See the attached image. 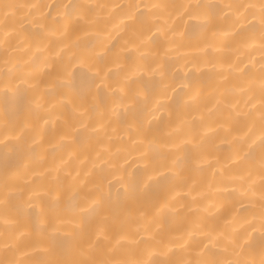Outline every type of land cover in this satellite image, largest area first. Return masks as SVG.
Listing matches in <instances>:
<instances>
[{
  "label": "bare ground",
  "instance_id": "bare-ground-1",
  "mask_svg": "<svg viewBox=\"0 0 264 264\" xmlns=\"http://www.w3.org/2000/svg\"><path fill=\"white\" fill-rule=\"evenodd\" d=\"M70 3L79 6L84 20L65 16L63 5ZM197 3L216 6L210 25L204 26L202 17L178 15L181 6ZM260 5L261 0H0V86L9 78L26 81L17 122L31 125L7 160L0 149V191L5 173L17 182L27 180L49 204L50 219L57 214L70 219L99 185L109 194L112 217L106 226L109 242L98 260L107 258V249L116 260H147L150 249L167 253L155 258L176 262L239 258L259 264L264 204ZM130 13L133 19L126 18ZM78 57L111 69L107 88L97 92L80 65L74 89L59 85L62 66ZM119 83L129 94L139 90L147 98L137 105L135 121L110 111ZM90 91L99 110L89 109L88 127L79 135L70 133L67 123L76 128L80 119L79 114L70 119L73 109L89 108ZM37 101L39 111H31ZM66 135L71 138L62 139ZM145 151L150 166L165 170L166 177L144 194L125 195L121 175L147 179L140 155ZM21 204L18 224L0 223V261L37 264L40 237L30 226L32 210ZM145 229L156 239H149ZM123 233L138 243L121 240ZM240 236L251 247L237 249L236 255L230 241Z\"/></svg>",
  "mask_w": 264,
  "mask_h": 264
},
{
  "label": "snow or ice",
  "instance_id": "snow-or-ice-1",
  "mask_svg": "<svg viewBox=\"0 0 264 264\" xmlns=\"http://www.w3.org/2000/svg\"><path fill=\"white\" fill-rule=\"evenodd\" d=\"M5 7H11L6 5ZM66 9L65 16L69 19L84 20L85 17L82 13L77 11L79 6L74 4L63 5ZM138 7V6H129ZM152 7H162L160 5H153ZM215 7L212 4L197 3L195 5L188 4L181 6L182 11L178 15L183 16L187 14L192 18H203L204 26L210 25L212 17L215 15ZM249 7V6H245ZM251 7H255L254 5ZM260 11L262 14L261 23L264 24V0H261ZM127 19H133V15L130 13ZM123 23V21H121ZM98 58H102V54H97ZM77 65H80L82 69L86 68L91 77V84L95 87L97 92L100 87H108V78L111 69H102L95 64H88L84 58H76L75 60L64 64L60 69V75L58 76V82L61 87L72 90L75 88L74 76L77 71ZM119 67V64L116 65ZM46 68L51 70L52 65H46ZM156 71L155 68L151 70L150 75ZM163 75V73H161ZM97 81L99 83H97ZM26 83L21 77H15L6 79L0 86V149L3 150L4 158L7 160L24 141L25 130L30 128L31 125L27 121L17 122L19 112L23 105V93L21 91V85ZM113 93L117 96L114 101V106L110 109L113 114H123L124 116H131L133 121L137 119V105L143 103L147 98L142 91L137 90L133 94H129L126 91L123 83L116 84L113 88ZM91 102L89 108L81 110L79 107L74 108L70 119H74L79 114L80 119L78 121V127L73 128L71 123H67L69 132H76L79 135L80 131L86 129L87 118L89 109L92 112L99 110V105L96 103L97 95L89 93ZM194 98V97H193ZM84 101L85 98L81 97ZM41 105L34 102L31 111L38 112ZM60 118V117H58ZM47 123V122H45ZM132 127V125H129ZM70 135L62 137V139H70ZM36 139L32 140V144H35ZM135 143V141H133ZM184 143V141H181ZM260 144L264 147V132L260 137ZM32 145H28L31 150ZM179 147V145H176ZM71 155V154H70ZM145 157L143 163L144 168L147 171V179L144 181L135 180L131 176L121 175L119 183L124 190L125 195H135L137 193L144 194L151 184H159L166 177V171L159 168L151 167L150 161L146 158L148 152H142L140 154ZM50 193H45V196ZM27 198L24 200L23 198ZM27 205L28 209L32 210L31 227L35 231L40 239L39 246L40 252L37 264H256L255 260L251 259H230V260H218V259H197V260H184L181 262L170 261L167 259H159L155 257L166 256L167 253L163 250L154 251L146 249L150 259L147 260H116L111 257V249H107L105 255L107 258L96 259L98 252L105 248L106 243L109 242V237L106 234V226L112 217V206L110 203V197L108 193L97 185L95 193L88 199H85L80 203L74 215L70 219H66L57 214L53 218H49V204L44 200L41 194L28 187V181L17 182L12 180L7 173H5L3 181V189L0 191V223L6 228L11 227L19 223V217L23 214L21 201ZM43 205V206H42ZM161 207H167V202L161 205ZM159 211V208L157 209ZM143 215V213H141ZM24 227H28L26 222ZM253 231H256L254 225H250ZM259 229L262 233L260 248L261 259L259 264H264V204H262V211L260 217ZM23 233H21L22 235ZM145 234L149 239L155 240V233H149L145 229ZM121 240L126 241L128 244H136L138 241L130 233H123ZM119 244V241H117ZM233 253H237V249L243 252L245 248L251 247L245 241L244 236H240L236 240L230 241ZM10 245L5 244L4 248L9 249ZM58 253L65 255H72L73 259L59 258ZM0 264H20L18 260L9 259L6 262L0 261Z\"/></svg>",
  "mask_w": 264,
  "mask_h": 264
}]
</instances>
